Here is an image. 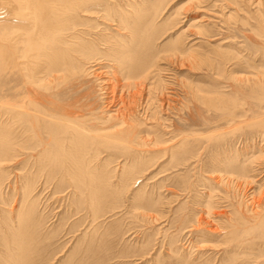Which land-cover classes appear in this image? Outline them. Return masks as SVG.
Wrapping results in <instances>:
<instances>
[{"label": "bare ground", "instance_id": "bare-ground-1", "mask_svg": "<svg viewBox=\"0 0 264 264\" xmlns=\"http://www.w3.org/2000/svg\"><path fill=\"white\" fill-rule=\"evenodd\" d=\"M195 1L198 3V0ZM117 6L108 0H0V203L3 208L9 204L7 199L10 198L11 202L16 193L20 194L18 206L2 210L4 212L0 215V243L6 244L5 251L0 252L3 264H25L28 254L37 251V245L31 247L28 240L38 236L42 226L40 222H45L47 215L44 208L38 210L41 201L40 198L36 200L34 191L45 185H52L56 192L62 191V184L78 190L95 181H108L113 170L106 168L105 162L98 157L105 149L139 152L143 158L151 157L154 154L151 151L157 148L155 152L159 156L166 155L169 161L173 160V166H183L186 171L192 168L190 177L196 175V183L201 181L208 186V198L203 201L195 199L194 204L198 205L201 201L202 212L208 217L213 209L222 204L231 211V215L222 221L224 227H230L231 237H235V245L225 249L227 255L228 250H244L247 245L237 234L240 229L234 225L239 223L250 227L255 221L264 219V186H261L264 177L257 178L264 169V146H253L252 141L254 132H258L260 141H264V71L251 74L252 77H243L248 85L247 96L252 98L250 103H246L243 96L235 99L223 94L209 95L199 88L195 90L196 97L192 101L195 100L200 122H188L181 126L173 122L174 125H171L170 122L164 125L160 121V112L169 110L172 103L170 83L162 72L165 69L158 66L161 51L154 44L151 47L154 35L145 32L143 25L148 22H144L143 16L136 18L135 8L122 10V14ZM93 7L101 12L97 15L103 23L115 26V35L101 33L102 26L98 32L86 27L85 30L75 29L77 24L74 20L82 16L79 12L91 14ZM259 19L264 22V13L259 15ZM200 25L195 28L203 27ZM71 30L68 35L64 33ZM262 30L264 32V27ZM95 41L105 44L102 52L97 49ZM190 50H179L180 58L184 54L189 55L193 51ZM102 57L111 61V76L105 75L107 68L104 69L99 60ZM238 69L236 66L232 73L226 74L228 78L240 75L235 73ZM93 81L97 89L91 84ZM237 81L238 85L235 83L233 86L240 87V81ZM201 108L219 111L218 117L210 119L202 116ZM247 112L251 115L247 116ZM210 123L216 126L210 132L193 131L196 127L206 128ZM244 126L253 128L244 131ZM157 127H160V132L150 133L148 130ZM226 131L231 136H224ZM237 135L244 138L241 147L224 143L234 140ZM202 137L207 138L216 151L212 154L213 158L207 157L206 162H203L207 159L203 155L205 147L200 144ZM214 137L217 138L211 143ZM183 146L185 151H182ZM140 172H143L142 167L127 177L120 176V180H134ZM202 174L213 182L206 180ZM4 179L5 184L2 182ZM258 181L263 183L259 185ZM80 195L81 192L76 198L78 201L84 198ZM97 202L89 204L94 216H99ZM143 210L158 211L152 202ZM191 222L185 232L194 230L202 241L216 236L210 228L198 231L199 217ZM242 233L246 239V231ZM260 234L255 233L248 239L261 248L262 244L256 240L264 239V228ZM10 239L12 246L9 247ZM24 239H27L26 243L22 242ZM193 245L198 246L194 241ZM22 247L28 251L23 258L16 253V249ZM191 252L186 253L188 258L186 254L179 255L174 264H198L195 259L199 253L196 252L193 258ZM259 256L261 254L254 255L253 263L247 264H264V260L257 259Z\"/></svg>", "mask_w": 264, "mask_h": 264}, {"label": "rangeland", "instance_id": "rangeland-1", "mask_svg": "<svg viewBox=\"0 0 264 264\" xmlns=\"http://www.w3.org/2000/svg\"><path fill=\"white\" fill-rule=\"evenodd\" d=\"M108 1L117 4L116 8L121 9L122 14V10L128 11L135 8V17L142 15L144 22H148L143 25L145 32L149 34L151 32L154 35L153 39H151V47L154 44L156 49L161 51L160 55L162 58L158 60V66L165 69V72L162 70L164 78L170 83L169 95L172 104L169 110L160 112L159 115L161 116L160 121L164 125H169L170 122L171 125L176 123L177 126L188 124V122L190 124L191 122H200L201 118L196 114L198 111L195 109V100L192 101V98L196 97L195 90L199 88L203 93L207 92L209 95L223 94L235 99L243 96L246 99V103L251 102L252 98L247 96L249 94L248 85L245 84L246 81L243 77H252L251 74L257 71H264V32L262 30L264 22L259 19V15L264 13V0H259V3L258 0H198V3L195 0ZM93 8L91 10L93 13L91 14L79 12L82 16L77 15L79 17L74 20L77 24L75 29L85 30L86 27L93 29L91 31L98 32L103 27L100 31L101 33L105 32L106 34L115 35V26L106 25V22L103 23V20H100L98 18L100 16L97 15L101 12H97L96 8ZM200 23L204 28L201 25V27L195 28ZM69 32H72V30L64 33L68 35ZM94 43L97 44V49L102 52L105 44H102L103 42L98 44L97 41ZM184 49L193 51L190 50L189 55L184 54L180 58L179 50L183 51ZM102 58L99 60L103 63V68H107L105 75L111 76V61ZM235 65L239 68L235 73L240 75L230 79L226 74L232 73L231 71L236 68ZM236 79L240 81V87L233 86L235 83L238 85ZM233 80H236V82L233 83ZM189 83H192L193 86L189 85ZM91 84L97 89L94 81ZM218 112L215 109L201 108V115L210 119L218 117ZM250 115L251 113L247 112V116ZM215 127V124L210 123L206 128L198 129L199 127H196L193 131L206 133ZM252 128L253 126H244L243 130L251 131ZM221 129L225 131V128ZM148 130L152 133L153 131L160 132L161 129L157 127L156 129L150 128ZM149 132L145 131V133ZM226 132L224 136H231L230 133ZM254 133L255 135L252 137L253 146H264L262 144L264 141H260L261 135L258 132ZM237 136L234 140H226L224 143L234 147H241L244 138L241 135ZM215 138L217 137L212 138L211 143L214 142L213 139ZM209 143L210 141L207 138L205 139V137L200 140V144L205 147L206 151L203 155L206 158H213L212 154L216 153V151L212 149ZM155 151H157V148L151 151L154 153L151 157L144 156L142 158L139 152L112 149L101 150L102 154L99 153L98 155L99 160L102 159L105 162L104 166L106 165V168L109 167V169L113 170L109 173V175H112L108 180L110 183L108 181H95L90 186L78 188V190L80 189L79 191L76 188L66 187L64 184H62L64 187L62 185L60 187L62 191L58 192L53 189L52 185L38 187L34 191L36 200L40 198L39 200L42 202H39L40 207L38 210L44 208L43 211L47 215V219H45V222H40L42 226L38 230V236L34 237L35 239L28 240L31 247L37 245V251L33 254H28L27 249L23 250L24 247H22L16 249V253L22 255L21 258L28 254L26 258L28 262L25 264H174L175 258L189 253L190 250L193 251L190 253L193 258L196 257V252L199 253L195 259L198 264H247L248 262L253 263L254 255L258 254H261V256L257 259L264 260V239L258 238L256 240L259 244H262L261 248L248 239L252 238L255 233L260 234L264 228V219L255 221L254 225L252 224L250 227H243L239 223L234 225V227L240 229L237 234L240 235V238L247 245L244 246L246 247L243 248L244 250L239 248L237 250H228V255L225 254V249L235 245V237H231L230 227H224L225 223L222 222L224 221L223 219L231 215L230 209L226 208L225 204H222L216 210L213 209L211 211V216H205V213L202 212L201 201L200 204L196 205L194 200L203 201L208 198L206 196L208 192L207 184L205 186L201 181L196 183V175L190 177L191 172L189 171H192V168L189 167L186 171L183 166H173V160L169 161L166 155H164L165 157L159 156L160 154ZM182 151H185L184 146ZM135 156L140 158H135ZM132 158H134L133 161ZM208 158L203 159V162H206ZM102 161L97 162L96 160L97 163H102ZM138 166L142 167L143 172L138 173L136 179L130 181L129 179L120 180V176L125 175L127 177L131 172L137 171L140 168ZM113 168L116 169L114 170ZM262 172L257 178L264 177V169ZM202 177H205L204 174H202ZM205 179L213 182L211 178V180L207 177ZM5 180L2 181L4 184ZM260 183L263 182L258 181L259 185ZM261 186H264V183ZM94 188L96 190H93ZM80 192L82 197H84L81 198L83 200L87 198V202L82 201V199H79V201L76 199L79 197ZM19 197L20 194L16 193V196L12 197L11 202L10 198L9 200L7 199L9 204H6L4 208V205L0 203V215L4 212L2 210L16 208ZM93 202H97L98 212L100 211L99 213L97 212V215L99 216H94L91 213L92 208L89 204ZM150 202H152L153 206H157V212L161 214L143 210V208L148 207ZM191 207L193 208L192 210ZM217 210H219V213H216ZM151 213L152 215L149 216L148 214ZM196 217L201 219L198 231H205L210 228L214 230L212 232L216 236H210L209 240L205 239L202 241L194 233V230H191L192 233L191 231L185 232L188 224L192 223L191 221ZM187 218L188 220L191 218V221L189 222ZM57 226L59 227L57 228ZM243 231L247 233L245 235L246 239H244ZM104 232L105 235H103ZM260 237H262L261 234ZM11 240H9V243ZM24 240L22 242L26 243L27 239ZM193 241L198 246H194ZM10 246H12L11 243ZM190 246L193 247L189 249ZM5 247V243H0V252H4ZM196 247L199 248L196 249ZM186 257L188 258L189 255L186 254ZM193 258L191 259L193 260ZM1 259L0 255V264H3Z\"/></svg>", "mask_w": 264, "mask_h": 264}]
</instances>
